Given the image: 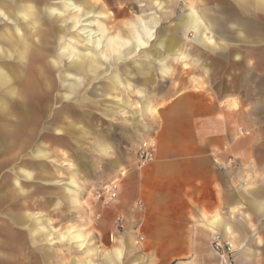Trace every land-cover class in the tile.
<instances>
[{
  "label": "crops",
  "instance_id": "0c3cea01",
  "mask_svg": "<svg viewBox=\"0 0 264 264\" xmlns=\"http://www.w3.org/2000/svg\"><path fill=\"white\" fill-rule=\"evenodd\" d=\"M55 1L58 0H0V12H14L16 4L23 8L29 5L27 2H33L41 10ZM88 1L97 13L107 15L96 0ZM172 3L171 12L164 9V22L155 13H149L140 20V26H134L131 39L122 40L117 34L121 43L131 46L123 50L122 66L157 39L158 28L162 29L161 39L174 40L183 50L184 58L167 56L163 51L145 55V60L155 64L167 59V75L160 62L165 77L175 72L171 61L180 62L176 64L180 67L176 81L166 82L164 105L157 109L155 99L151 115L146 118L153 121L158 116L155 160L141 166L135 154L113 156L111 139L97 135L96 126L84 122L93 114L86 111L82 117L74 110L82 106L70 107L72 119L54 123L60 135H70L76 148L82 147L79 141L84 139L113 168L126 171L117 200V210L125 224L112 235L117 243L100 251L82 231L70 233V240L74 241L70 245L83 254V259L65 264H221L222 259L212 245L215 234L235 246L236 264H264V0H172ZM179 6L183 9L180 15ZM43 15L46 24L41 27L52 29L57 24L58 31L60 23L54 25L49 12ZM76 17V13H71L67 23ZM41 18L40 15V24ZM107 19L108 16L101 20ZM181 20L184 25L179 26ZM146 28L153 38L144 35ZM136 34L142 37L145 46H140ZM137 71L134 75L142 76ZM150 71L152 83L148 82V91L165 88L156 80L158 74L153 67ZM106 121L114 120L106 118ZM133 123L128 122L120 130L123 137L141 139L151 130L144 127L143 135L141 124ZM111 132L113 129H109ZM1 137L3 152L5 141ZM100 147L109 150L108 158L101 154ZM70 155L74 168L79 162L73 152ZM89 164L85 157L81 169L85 176H90ZM76 171L78 168L73 172L77 178ZM35 217L26 212L0 221V264H28L26 252L30 242L39 241L32 229L41 228ZM20 223L23 228L14 227ZM79 234L85 237V245L75 239ZM100 252L101 258L96 261Z\"/></svg>",
  "mask_w": 264,
  "mask_h": 264
},
{
  "label": "rangeland",
  "instance_id": "374dc122",
  "mask_svg": "<svg viewBox=\"0 0 264 264\" xmlns=\"http://www.w3.org/2000/svg\"><path fill=\"white\" fill-rule=\"evenodd\" d=\"M96 1V4L100 5L107 14V20L102 21L101 19L91 18L83 21L85 18L82 17L77 30L72 29V23H67L69 27L65 34V38L63 35L62 37L55 36L54 38L48 39L49 46L53 51L51 52L53 58L59 61V69L57 71V75L59 74L58 77L60 78L59 96L64 93L63 76L66 74L65 71L69 70L70 72L74 69L69 67L70 64L67 59L64 62L65 56L63 54V47L67 46L71 39L77 37L83 28L82 25L94 21L96 23L104 22L109 30V36L114 37L119 34L122 40L131 39L134 26H140V20L146 19L145 15L155 13V15L164 22V20H166L165 10L168 9L169 12H171V9L174 7L172 0ZM35 2L38 4L37 1ZM13 9L14 12H11L8 17L4 16L3 12H0V45L4 44L2 40L7 33L15 35L18 30H23L26 40L33 42V30L28 24L26 25V22L20 21L21 12L18 11L21 9L20 5L16 4ZM182 10V6H179L177 14L180 15ZM41 17V25H43V23H45V15L42 16L41 13ZM161 31L162 29L158 28L156 34L157 39H154L152 43L149 42L147 46L137 51L135 54L137 55L136 59H134L135 55H133L123 63V65H125L124 68H126V74L128 75L123 78L124 80L121 86L109 93L108 102L111 103L112 106L110 112H115L113 110L117 108L122 110L124 102H129L132 105L133 112L139 110L142 100H140L137 91L141 90V87L143 89V86L146 88L148 82L144 77L134 74H137V70L148 68L149 66L151 68L153 67L154 73L158 74L156 77L158 83L162 86L164 85L165 88H161L154 92H149L147 88V91H145L147 92L145 94V99H150L153 103H155V99H158L155 104L157 109L164 105L166 82L168 79L170 83L176 81L178 74L177 70L180 69L176 64L178 65L180 62L171 61V66L172 64L174 65L175 72L171 77H165L161 74L160 62H157V66H155V62L145 60V55L161 53L157 44L162 38ZM19 50L20 44L18 46L15 44L13 56L6 60V62H11L12 67H14L13 69L17 70L20 56ZM38 59L39 61L42 60L41 57ZM50 62L53 64L52 66L56 65L55 61L53 62L50 60ZM188 63L189 62H187V64ZM135 69L137 70L134 73ZM107 79L108 78H104V81ZM101 82V78L97 81H93L88 90L78 95L77 99H81L83 96L87 95L89 91H94L96 86ZM20 85L22 86L19 89V93L22 91L23 87H25L23 77L20 80ZM127 86L130 88H127ZM168 95L171 96L172 93ZM47 99L41 107L39 106L41 108L42 118L37 121L34 127L31 125L27 126V135L24 136L23 150L17 153L18 149H15L2 154V147H0V221H7L11 216H19L28 212L35 214V220H40V227L43 228L46 226L45 228L47 229L44 235L47 239L36 241L35 244L30 242L31 247L30 249L28 248L26 252L27 257L30 259L28 264H36L38 261L40 264L60 262L65 264L69 263L72 259H83V254L70 245L71 242H74L70 240L71 237H69L71 230L76 228V233H80V231L83 232V235L85 233L90 242L101 251L106 249L108 244L117 243L116 237L112 235H114L116 231L123 229L125 224L123 216H121L117 210L118 198L108 206H103L100 202L96 201V194L102 186L112 182H117L119 186L121 185L123 174L126 173L125 169L121 168L117 170L113 168L109 162L103 160L90 148V144H88L86 140H80L79 142L82 147L76 148L75 142H72L73 139L70 140L69 138L70 135H65L64 133L60 135L59 127H55L53 123V115L58 106L54 99ZM14 103L15 101H12L11 105H9L6 114L11 117L10 119L13 118V121L16 120L15 124L12 125V127L15 128L20 126L21 121L15 119L12 115L14 109L17 107V104ZM72 106L75 107L77 104ZM96 107H94L95 109L93 107H88V109H86V107L74 108V110L82 114V117L86 116V111H88L87 113L93 114L91 119L88 120V118H85L84 122L95 125L96 130H98L97 135L111 139L115 151L113 156L117 157L120 153L121 155L126 154V156L135 154L139 163V154L141 150L144 149V145L148 147L153 143L156 144L154 136L158 129V116L153 121L144 119L140 122L139 118L132 119L129 113H127L123 118L128 119V121H124L122 117L118 119V115H115V117L111 116L113 119H109V121H114L108 122L103 113H101L103 108L100 104H97ZM135 115L138 117L137 114ZM4 116L5 113H0V127L2 124H12L9 121H5ZM63 122L67 124L69 121ZM128 122L131 124H134L133 122H138L141 124L142 130H144V127H146L147 130H151L146 135L144 134L146 133L144 130L143 135L145 136H142L141 139L135 138L132 140L130 138H125L120 134V130L123 129L124 126H128ZM109 129H113V132L109 133ZM78 135L79 134H77V137ZM10 144L13 145L15 143L12 140ZM4 147L3 144V149ZM70 152L75 154L74 159H78L79 162L78 165H75L76 167L73 165L74 168L70 165ZM66 153L69 156L65 155ZM38 155L43 156L38 157ZM83 155L89 160L90 176H85V172L81 170L82 164L85 162V157H83ZM76 168H78V171H76L77 178L75 177V181L80 187L77 197L80 200L81 209L76 212L77 214H71L74 212H72L71 207L66 203L65 191L70 188V181L73 178V172H75ZM12 193H14V197L10 196L11 199H9V202H5V198ZM23 225L24 224L20 223L14 225V227L16 228L19 226L18 228H23ZM28 225L30 226L31 224ZM24 236H27V234L25 233ZM101 255L102 253L100 252L96 261L100 260Z\"/></svg>",
  "mask_w": 264,
  "mask_h": 264
},
{
  "label": "bare ground",
  "instance_id": "6f19581e",
  "mask_svg": "<svg viewBox=\"0 0 264 264\" xmlns=\"http://www.w3.org/2000/svg\"><path fill=\"white\" fill-rule=\"evenodd\" d=\"M27 3L29 5H24L21 8L20 21L26 22V25L28 24L33 30L34 41L29 42L26 40L24 31L18 30L15 35L7 33L2 40L4 44L0 45V113H5L4 120L12 123L11 125L2 124L0 127L1 141H5L3 142L5 147L2 154L15 149H18L17 153L23 150L24 136L27 135V126L31 125L34 127L37 121L42 118L40 107L47 98V100L54 99L58 106V109L55 110L56 112L53 115V120L55 121L53 123H58L56 121L59 119H72L70 107L74 104L82 106L83 108L96 107L97 104H100L103 108L102 112L108 120L113 119L111 116L115 117V115L125 117L127 113H129L132 119H146L149 114L151 115L153 109L151 108L152 100L145 99L147 87L145 88L144 86L143 89L141 87V90L137 91L140 100H142L140 103L141 107L137 112L132 111L133 107L129 102H124L122 110L117 108L116 110L112 109L115 112H110L112 106L108 102L109 93L115 91L123 84L126 68L120 63L124 56L123 50L131 46H128V43H121L118 35L114 37L109 36V30L103 22L96 23L94 21L85 23L82 25L83 28L77 37L71 39L70 43L63 47L64 62L67 59L70 64L69 67L74 69L70 72L69 70L65 71L66 74L63 76L64 93L59 96L60 78L58 77L59 74L57 75L59 61L53 58L51 53L53 51L49 46L48 39L54 38L55 36L62 37L63 35L64 38L66 37L67 28H65V24L67 25V20L71 13L78 14V17L73 22H68L72 23V29L74 30L79 28L82 17L85 18L83 19L85 21L91 18L106 19L107 15L97 13L92 2L88 0H58L52 3L51 6L41 9L42 11L33 2ZM43 12H49L52 15V23L54 25L55 23H60L58 33L57 24L52 29H42L39 19ZM10 13L5 12L3 15L8 17ZM182 25H184V21L181 20L179 26ZM144 32L145 36L153 38V33L149 29L146 28ZM137 34L136 36H138ZM137 38L140 46H145L142 37L139 35ZM15 44L17 46L20 44L18 70L13 69L14 67H12L11 62H6L7 59L13 56ZM157 44L158 49L165 52L167 56L174 55L177 58H184L183 50L180 47L178 48L176 41L166 38L161 39ZM111 54L112 56H110ZM40 57L42 60L39 61L38 58ZM50 60L55 61L56 65L52 66L53 64ZM166 60L160 61L162 67L165 69V75L168 74ZM150 69V66L148 68H141L139 73H141L147 82L152 83ZM104 76L105 78L108 76V81L101 82L96 86L94 91H89L87 95L81 99H77L78 95L88 90L93 81H97L100 78L103 80ZM22 77L25 87L19 93V89L22 86L20 85ZM127 88L130 87L127 86ZM12 101H15L14 104H17L12 115L15 119L21 121L20 126L15 128L12 125L15 124L16 120L13 121V118L10 119L11 117L6 114ZM12 140L15 143L13 145L10 144ZM100 152L105 158L109 157V150L106 147H100ZM78 189V184L73 175L70 181V188L65 191V200L67 205L71 206L75 212L81 209V203L77 199ZM45 227L32 229L36 240L47 239L44 236L47 232ZM72 233H75L74 229ZM75 239L77 242L85 245L86 240L82 234L76 235ZM233 247L235 248L234 245Z\"/></svg>",
  "mask_w": 264,
  "mask_h": 264
},
{
  "label": "built area",
  "instance_id": "2783aa9c",
  "mask_svg": "<svg viewBox=\"0 0 264 264\" xmlns=\"http://www.w3.org/2000/svg\"><path fill=\"white\" fill-rule=\"evenodd\" d=\"M156 144L145 146L139 154V165L144 166L155 160ZM119 184L112 182L104 185L98 190L96 194V201L100 202L103 206L112 204L118 198ZM213 249L220 255L222 264H235L236 263V248L232 243L224 239L219 234H215L213 238Z\"/></svg>",
  "mask_w": 264,
  "mask_h": 264
}]
</instances>
